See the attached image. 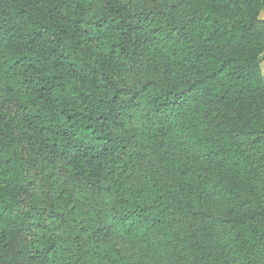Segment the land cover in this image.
Segmentation results:
<instances>
[{
    "label": "trees",
    "instance_id": "trees-1",
    "mask_svg": "<svg viewBox=\"0 0 264 264\" xmlns=\"http://www.w3.org/2000/svg\"><path fill=\"white\" fill-rule=\"evenodd\" d=\"M263 12L0 0V264H264Z\"/></svg>",
    "mask_w": 264,
    "mask_h": 264
},
{
    "label": "crops",
    "instance_id": "crops-1",
    "mask_svg": "<svg viewBox=\"0 0 264 264\" xmlns=\"http://www.w3.org/2000/svg\"><path fill=\"white\" fill-rule=\"evenodd\" d=\"M260 18L264 20V12L261 13ZM261 59H262V63L260 65V68H261L263 79H264V53L262 54Z\"/></svg>",
    "mask_w": 264,
    "mask_h": 264
},
{
    "label": "clouds",
    "instance_id": "clouds-1",
    "mask_svg": "<svg viewBox=\"0 0 264 264\" xmlns=\"http://www.w3.org/2000/svg\"><path fill=\"white\" fill-rule=\"evenodd\" d=\"M89 15H91V13H89Z\"/></svg>",
    "mask_w": 264,
    "mask_h": 264
}]
</instances>
